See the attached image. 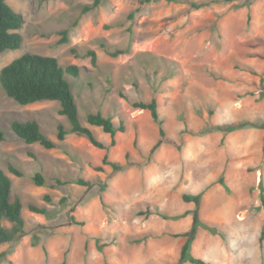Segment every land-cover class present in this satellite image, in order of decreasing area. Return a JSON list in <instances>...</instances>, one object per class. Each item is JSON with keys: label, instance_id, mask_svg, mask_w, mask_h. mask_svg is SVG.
<instances>
[{"label": "rangeland", "instance_id": "1", "mask_svg": "<svg viewBox=\"0 0 264 264\" xmlns=\"http://www.w3.org/2000/svg\"><path fill=\"white\" fill-rule=\"evenodd\" d=\"M142 1L105 0L83 13L93 0H6L24 25L21 48L0 54V72L25 54L77 66L80 76L69 80L81 120L124 168L105 165L107 151L85 138L68 134L60 142L58 126L69 130L70 123L59 103L22 106L0 84V168L25 219V234L0 244L2 264H175L185 242L177 235L191 224L183 214L194 208L183 196L205 189L202 221L225 238L201 228L192 255L213 264H264V130L225 139L205 132L264 122V0ZM116 51L124 54L113 57ZM152 98L165 137L148 111L133 107ZM89 112L125 125L116 146L87 125ZM16 121H37L58 148L26 144L12 129ZM37 174L44 186L34 183ZM31 204L47 214L31 212Z\"/></svg>", "mask_w": 264, "mask_h": 264}, {"label": "trees", "instance_id": "2", "mask_svg": "<svg viewBox=\"0 0 264 264\" xmlns=\"http://www.w3.org/2000/svg\"><path fill=\"white\" fill-rule=\"evenodd\" d=\"M105 0H93L91 5L84 7L83 13L92 11L104 2ZM156 0H144L142 3H152ZM168 3H182L183 0H165ZM230 1V0H227ZM194 8H201L202 5H193ZM24 25V20L20 14L15 12L6 2L0 0V54L8 50H18L22 46V37L17 33ZM66 34V32L64 33ZM65 37L61 43H67ZM91 57L92 65L97 64L96 53L91 51L88 53ZM124 54L123 51L111 53L113 57ZM80 70L75 65L62 66L56 58L50 56H41L35 54H25L22 57L14 60L5 66L0 72V84L6 95L13 99L17 104L28 106L39 102H57L60 104L58 110L59 115L66 117L70 123V129L60 124L57 128V138L60 142H64L68 134H74L81 138L87 139L94 147L106 150L103 158V163L112 167L117 172L123 170V166L110 161L109 146L99 141L94 132L81 120L79 106L73 92L69 77L78 78ZM264 82V81H263ZM262 82V84H263ZM133 107L143 111H148L151 114L153 121L158 125L161 137H165L164 124L165 121L159 112V104L156 98H152L149 102L139 101L133 103ZM87 125L101 128L102 131L111 136L110 147L116 146V135L118 132L124 133L126 127L121 124L116 127L114 121L110 117L104 116L101 112H89L86 116ZM258 128L264 130V122L254 124L250 122H235L223 125H217L208 128L205 132L221 133L223 139L229 134L245 129ZM12 129L15 134L22 139L26 144H40L47 150L58 148V144L45 135L41 125L37 121L30 122H14ZM5 136L0 132V143L4 142ZM102 170V169H100ZM13 173L22 177L23 174L18 170L13 169ZM36 186H44L45 179L41 174L34 177ZM222 186H226L225 179L221 178L218 182ZM81 185H89L85 181H79ZM206 193V189L198 194H185L183 199L186 203H193L194 208L186 211L183 215H191L192 223L190 228L178 234L177 236L185 238L182 246L180 257L175 264H213L202 258H197L192 255V247L198 232L201 228L207 230L212 235H218L225 238L224 233L220 232L216 227L205 224L202 221L201 209L202 200ZM13 183L11 178L0 168V244L18 240L25 234V219L23 216V204L18 198L13 199ZM50 200L49 197H46ZM264 205V197L262 198ZM31 212L39 215H46L45 207H38L31 204L29 206ZM165 217V216H164ZM183 216H176L174 220H179ZM167 218V217H165ZM4 221L12 224L11 228L4 226ZM264 241V229L261 235V242ZM7 253H0V264L3 263Z\"/></svg>", "mask_w": 264, "mask_h": 264}, {"label": "crops", "instance_id": "3", "mask_svg": "<svg viewBox=\"0 0 264 264\" xmlns=\"http://www.w3.org/2000/svg\"><path fill=\"white\" fill-rule=\"evenodd\" d=\"M103 115H104V114H103ZM104 116H105V115H104ZM186 216H189V215H186ZM191 223H192V216H191ZM190 226H191V224H190ZM189 228H190V227H189ZM189 228H188V229H189ZM188 229H187V230H188ZM187 230H186V231H187Z\"/></svg>", "mask_w": 264, "mask_h": 264}]
</instances>
